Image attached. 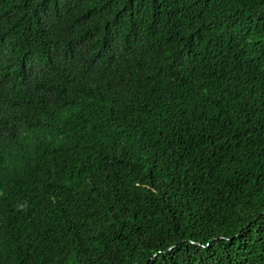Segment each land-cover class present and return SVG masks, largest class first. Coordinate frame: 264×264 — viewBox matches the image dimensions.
I'll use <instances>...</instances> for the list:
<instances>
[{
  "label": "trees",
  "instance_id": "trees-1",
  "mask_svg": "<svg viewBox=\"0 0 264 264\" xmlns=\"http://www.w3.org/2000/svg\"><path fill=\"white\" fill-rule=\"evenodd\" d=\"M0 264H264V0H0Z\"/></svg>",
  "mask_w": 264,
  "mask_h": 264
}]
</instances>
